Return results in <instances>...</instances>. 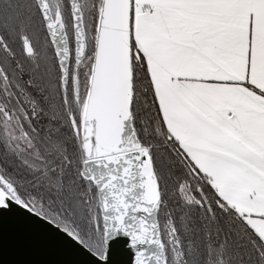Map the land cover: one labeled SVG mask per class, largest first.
Returning a JSON list of instances; mask_svg holds the SVG:
<instances>
[{
  "label": "snow or ice",
  "instance_id": "obj_1",
  "mask_svg": "<svg viewBox=\"0 0 264 264\" xmlns=\"http://www.w3.org/2000/svg\"><path fill=\"white\" fill-rule=\"evenodd\" d=\"M115 7L137 78L147 82L140 158L151 157L154 124L168 142L264 153V0H116ZM83 203L57 212L0 196L2 264H81V253L94 264H114L119 254L125 264H161L148 251L153 243L162 249L158 234L149 239L133 224L130 201L111 212L106 202Z\"/></svg>",
  "mask_w": 264,
  "mask_h": 264
},
{
  "label": "trees",
  "instance_id": "obj_2",
  "mask_svg": "<svg viewBox=\"0 0 264 264\" xmlns=\"http://www.w3.org/2000/svg\"><path fill=\"white\" fill-rule=\"evenodd\" d=\"M59 11L71 48L62 87L58 62L35 0H0V187L44 209L73 213L97 207V191L81 177L82 109L93 62L101 0H77L86 53L76 68L69 0H47ZM134 57V52H133ZM133 58L132 119L140 143L147 82ZM143 75L142 73L140 74ZM150 109V105H148ZM154 119V118H153ZM151 163L160 205L158 223L167 264H264V241L229 206L178 141L155 124ZM142 145V144H141Z\"/></svg>",
  "mask_w": 264,
  "mask_h": 264
},
{
  "label": "water",
  "instance_id": "obj_3",
  "mask_svg": "<svg viewBox=\"0 0 264 264\" xmlns=\"http://www.w3.org/2000/svg\"><path fill=\"white\" fill-rule=\"evenodd\" d=\"M45 23V28L53 47L65 90L71 60V48L65 25L58 10L52 12L47 0H35ZM73 22L74 39V93H77L76 68L86 53V42L82 16L77 0H69ZM116 0H101L99 9L93 62L87 95L82 109L80 136L83 150L81 177L91 182L97 191L99 206L105 202L110 212L122 203L131 202L128 209L134 215L133 224L143 226L151 239L158 234L162 243L158 223L160 194L150 157L145 155L150 172L156 183V201H148L142 188L143 153L135 128L133 129V58L129 56L124 43L122 30L115 15ZM119 11L122 13L124 8ZM5 198L16 196L13 188L2 182ZM138 209V210H137ZM147 210V211H145ZM138 219L142 222L138 224ZM163 245V243H162ZM150 253L165 258L164 246L153 243L148 247ZM0 256L3 249L0 248ZM51 258L48 255L38 257ZM81 264H94L91 257L81 253ZM114 264H125V257L119 254L113 258ZM2 264V260H0Z\"/></svg>",
  "mask_w": 264,
  "mask_h": 264
},
{
  "label": "crops",
  "instance_id": "obj_4",
  "mask_svg": "<svg viewBox=\"0 0 264 264\" xmlns=\"http://www.w3.org/2000/svg\"><path fill=\"white\" fill-rule=\"evenodd\" d=\"M178 142L218 195L264 241V153L250 146L228 153L198 142Z\"/></svg>",
  "mask_w": 264,
  "mask_h": 264
},
{
  "label": "bare ground",
  "instance_id": "obj_5",
  "mask_svg": "<svg viewBox=\"0 0 264 264\" xmlns=\"http://www.w3.org/2000/svg\"><path fill=\"white\" fill-rule=\"evenodd\" d=\"M142 165V188L144 189V192L146 193V197L148 201H156L157 197L155 195L156 192V183L154 181V178L151 175L150 172V165L148 161L146 160V157L144 155V160L141 162ZM138 224L142 222L141 219H138Z\"/></svg>",
  "mask_w": 264,
  "mask_h": 264
},
{
  "label": "rangeland",
  "instance_id": "obj_6",
  "mask_svg": "<svg viewBox=\"0 0 264 264\" xmlns=\"http://www.w3.org/2000/svg\"><path fill=\"white\" fill-rule=\"evenodd\" d=\"M0 192L6 193L5 190L2 187H0Z\"/></svg>",
  "mask_w": 264,
  "mask_h": 264
}]
</instances>
